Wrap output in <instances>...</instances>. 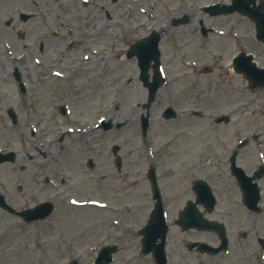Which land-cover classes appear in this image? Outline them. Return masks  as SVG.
I'll return each mask as SVG.
<instances>
[{
  "label": "rangeland",
  "instance_id": "374dc122",
  "mask_svg": "<svg viewBox=\"0 0 264 264\" xmlns=\"http://www.w3.org/2000/svg\"><path fill=\"white\" fill-rule=\"evenodd\" d=\"M139 1L147 5L151 15L141 18L139 35L132 36L125 31L122 12L132 0H0V151L16 152L14 162L0 164V193L17 209L46 200L55 205L49 218L30 223L0 209V264H68L75 258L80 264H92L99 248L108 243L121 247L111 264H155L151 255L142 252L139 234L154 203L147 176L151 166L157 169L170 225V264H232V258L226 256L210 258L186 249L187 239L215 244L213 232H184L175 224L184 203L194 198L190 182L195 176L208 172L209 179H215L212 183L219 203L209 217L223 221L230 233L235 226L264 227V178L259 180L262 213H246L236 180L213 152L231 150L238 140L247 137L250 142L241 149L242 167L252 172L264 162V89L250 88L232 68V58L240 51L252 52L264 66V49L255 39L253 23L239 13L212 17L200 10L206 4L231 0ZM21 12L34 13V17L24 21ZM181 14H189L192 24L174 26L173 19ZM199 18L214 28L208 37L200 34ZM89 23L96 27L94 46L100 49L102 58L99 69L84 75L77 69L89 49L79 42L89 40L74 32L86 33ZM128 25L132 28L131 23ZM152 30L161 34L165 83L152 104L151 126L143 137L140 116L147 89L138 78L136 57L128 58L126 52ZM72 33L75 37L67 39ZM55 43L57 57H44L45 50ZM73 43L77 46H71ZM64 47L68 49L66 58L61 56ZM34 58L47 61L48 71L72 76L60 79L44 67L42 72L32 73L29 70L34 67L28 59ZM120 60L125 66L117 65ZM184 62L189 63L188 77L177 79L185 71ZM204 66L210 71L203 70ZM16 69L30 91L27 98L19 93L13 76ZM98 81H108L109 94L122 83L128 85L126 112H130L116 119L125 122L120 129L102 128L101 122L112 119L107 113L111 96L101 95ZM79 94L84 95L82 101L88 110L85 126L101 128L92 140L83 132L82 139L69 141L76 146L61 151V144L68 142L61 143L59 137L65 133L68 138V132L76 135L82 127L77 121L84 108ZM62 105L70 107L71 113L63 116L59 112ZM10 106L18 112L17 125L7 116ZM167 106L176 109V117L164 116ZM193 110L201 111L203 117L193 115ZM222 114L230 115L231 121L215 123V117ZM113 144L120 146V169L115 165ZM205 150L214 157L207 169ZM89 158L95 162L93 168L87 164ZM69 178L91 183L71 188ZM120 197L127 205H134L131 210L136 209V213L130 210L122 216L110 208L67 205L94 198L116 206Z\"/></svg>",
  "mask_w": 264,
  "mask_h": 264
},
{
  "label": "water",
  "instance_id": "95a60500",
  "mask_svg": "<svg viewBox=\"0 0 264 264\" xmlns=\"http://www.w3.org/2000/svg\"><path fill=\"white\" fill-rule=\"evenodd\" d=\"M235 0V4L232 7L227 5H213L210 7H206V9H213L214 14H219L221 12H233L235 10L240 11L243 14L248 15L252 20L256 22V28L258 30L257 38L264 43V10H261L264 7V3L260 4V7L257 9L251 8L249 4L254 2V0ZM227 10H223L222 8H227ZM185 21V19L176 20V23ZM207 31V30H206ZM160 40V36L153 32L150 36L145 38L144 40L136 43L130 52L128 53L129 57L133 55H137L138 62L141 67V75L140 78L144 81L145 85L149 88V96L148 102L144 104V107H149L150 103L155 99L156 92L160 85L162 84V78L159 76L157 71V67L159 64V49L158 42ZM151 61H154L153 68L155 69V75L153 82L149 81L148 69L150 67ZM235 69L237 72L243 73L252 83L253 86L263 85L264 86V69H259L256 67L255 63H252L250 57H246L244 53H241L235 59ZM173 115L171 110H168V116ZM222 119V118H221ZM144 120V129L148 125V118L143 116ZM117 148L115 147V150ZM8 155H0V161L8 159ZM150 178L152 181L153 188V196L157 199V203L155 204V208L152 212L151 218L147 226L141 230L143 234V250L145 253L153 252L155 260L157 264H165V254H164V242L166 238V233L168 227L165 224V220L162 212V204L160 192L157 186L156 175L154 168L150 170ZM197 194L199 196L198 201L203 202L208 208L211 210L214 207V202H208L209 193L204 192L203 187L199 186L197 190ZM205 197V200L202 198ZM208 204H207V203ZM256 203V202H255ZM44 210L42 214L37 215L36 210H27L21 212V214L27 220H33L39 217H45L48 215L52 209L50 203H45ZM195 203L189 202L184 212L181 214L179 223L184 228H189L193 226H198L200 228H212L217 227L219 229V233L224 234V230L221 225H212L211 222L204 219L200 213L196 211ZM256 208V206L252 207ZM158 238H161V242L158 243ZM225 242V241H224ZM117 250L116 246H107L103 248L100 252V256L96 262V264H107L112 260V253ZM217 251V250H216ZM74 264H77L74 262Z\"/></svg>",
  "mask_w": 264,
  "mask_h": 264
},
{
  "label": "bare ground",
  "instance_id": "6f19581e",
  "mask_svg": "<svg viewBox=\"0 0 264 264\" xmlns=\"http://www.w3.org/2000/svg\"><path fill=\"white\" fill-rule=\"evenodd\" d=\"M165 1V0H162ZM123 15L125 16V31L128 35H132V36H138L139 33H137V31H140V28L142 26V17L147 14L149 12V9L147 7V5H143L140 3L139 0H132L131 4L124 10H122ZM151 15V14H150ZM93 17V14L91 15V18ZM94 22V21H93ZM129 23L132 24V28L128 25ZM91 25V26H90ZM86 33H83L81 31H75L74 33L81 38L84 39H88L89 41H84L82 40L81 42H79L80 45H82L84 48L89 49V51L84 55V57L82 58V60H84L83 63H81L78 66V70H81V72L86 75L87 72H92L94 69H99L98 68V63H99V59L102 58V54L100 52V49L95 48L94 46V37H96L97 32H96V27L94 26V24L89 23V26L86 28ZM75 37V35H73V33L67 38H73ZM57 44L55 43L54 45L50 46L49 48H47L45 50V53L43 54L44 57H50V58H56L57 55L55 54V51L57 50L56 46ZM97 45V42H96ZM71 46H77L74 45V43ZM77 48H81L80 46ZM63 54L61 55L62 58H66L68 56V49L67 47L63 48ZM29 60V63H32L31 65L34 67L33 69H30L29 71L32 73L37 74V72H42L43 71V67L46 71L47 67L50 66L49 63L47 61H40L37 60L36 58H34L33 60ZM34 64V65H33ZM117 65H123L125 66V63L123 60H120L117 62ZM184 69L185 71L182 72L177 79H183L186 80L188 77V74L186 73L187 70V66L189 65V63L184 62ZM118 67V66H117ZM118 70V69H117ZM77 71L75 72V76L77 75ZM51 76H55L57 78L60 79H64V78H68L71 77L72 75L70 74H66V73H62L59 72L57 70H49L48 71ZM31 74V73H30ZM100 78V77H99ZM108 81L107 82H102V81H98V88L100 90H102L101 95L105 96H111L110 98V105H108V109H107V113H109V117H111L113 120L119 119L121 116L126 117L129 116L130 111L126 112V105H127V98H126V92H127V88L128 85L126 83H122L119 86L116 87L115 91L112 94H109V91L107 90L108 87ZM83 93L84 94V90L80 92V94ZM78 96L79 98V103L80 105H82V107H84L83 109H81L79 111V113L82 115V117L79 119L82 127H81V131H83L85 133V136L88 137V139L92 140L94 138V136L96 135V133L98 132V130H96L95 128L91 127V126H85V119L88 116V110L87 108H85V104L82 101V98H84V95H80ZM81 137H83V134H80ZM2 169V168H1ZM69 181L72 182V186L71 188H79V187H85L89 181H80L78 179H68ZM91 183V182H89ZM66 183L64 184V187H66ZM70 188V187H69ZM85 189V188H84ZM83 189V190H84ZM79 190V189H78ZM81 191V190H79ZM94 198H89L86 200V202H81L79 204L77 203H72V201H70L67 205L70 207H87V208H110L112 210L115 211V214L117 215H122L125 216L128 212H130V210L133 208V206L131 207V205H127L126 203H124V197H120L119 202H117L116 206H110L109 204H99L97 202L93 201ZM131 212L136 213V209L135 210H131ZM124 218V217H123ZM72 220V217L69 216V221ZM70 225V224H68Z\"/></svg>",
  "mask_w": 264,
  "mask_h": 264
},
{
  "label": "flooded vegetation",
  "instance_id": "af4514ba",
  "mask_svg": "<svg viewBox=\"0 0 264 264\" xmlns=\"http://www.w3.org/2000/svg\"><path fill=\"white\" fill-rule=\"evenodd\" d=\"M198 177L209 179L208 172L205 178ZM234 248V254L240 264H264V238L259 237L258 233H239L235 236Z\"/></svg>",
  "mask_w": 264,
  "mask_h": 264
},
{
  "label": "snow or ice",
  "instance_id": "6c2138e0",
  "mask_svg": "<svg viewBox=\"0 0 264 264\" xmlns=\"http://www.w3.org/2000/svg\"><path fill=\"white\" fill-rule=\"evenodd\" d=\"M72 203H75V201H72Z\"/></svg>",
  "mask_w": 264,
  "mask_h": 264
}]
</instances>
